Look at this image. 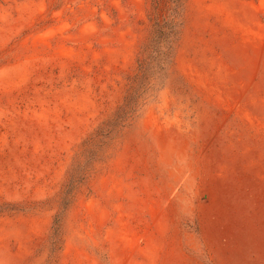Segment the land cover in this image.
Here are the masks:
<instances>
[{"label": "rangeland", "instance_id": "1", "mask_svg": "<svg viewBox=\"0 0 264 264\" xmlns=\"http://www.w3.org/2000/svg\"><path fill=\"white\" fill-rule=\"evenodd\" d=\"M156 1L0 0V264H264V0Z\"/></svg>", "mask_w": 264, "mask_h": 264}, {"label": "trees", "instance_id": "2", "mask_svg": "<svg viewBox=\"0 0 264 264\" xmlns=\"http://www.w3.org/2000/svg\"><path fill=\"white\" fill-rule=\"evenodd\" d=\"M156 3V8L159 6V4L161 3V0H158V1H156L155 2ZM167 22H164V25H162V27H167L168 26V29H169V33L167 34V35H172L174 38L176 37V34H177V32L175 31V28H174V23L173 22H170L168 25L166 24ZM159 33L160 34H162V35H164L166 32H164L162 29H159ZM165 37H167V36H165ZM170 47H171V45H169ZM148 49H149V45H146V47L144 48L143 47V49H142V52H144V54H146V56H144L141 60H140V63H139V65H140V69H143L144 68V73L143 74H141V76H146V72H145V70H147V67H145L146 66V64H147V59L149 58V56H148ZM164 52L163 51H161V54H163ZM143 72V71H142ZM138 76H136V78H137ZM131 95V94H130ZM131 97V96H130ZM129 97H127L126 99H128ZM56 234V239H58L57 238V233H55Z\"/></svg>", "mask_w": 264, "mask_h": 264}]
</instances>
